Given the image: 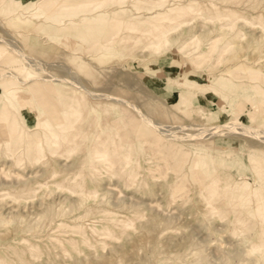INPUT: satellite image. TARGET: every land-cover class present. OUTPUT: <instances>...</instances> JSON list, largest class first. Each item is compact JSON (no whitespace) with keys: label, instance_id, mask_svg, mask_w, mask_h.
Masks as SVG:
<instances>
[{"label":"rangeland","instance_id":"rangeland-1","mask_svg":"<svg viewBox=\"0 0 264 264\" xmlns=\"http://www.w3.org/2000/svg\"><path fill=\"white\" fill-rule=\"evenodd\" d=\"M0 37V264H264V0H0Z\"/></svg>","mask_w":264,"mask_h":264},{"label":"bare ground","instance_id":"bare-ground-1","mask_svg":"<svg viewBox=\"0 0 264 264\" xmlns=\"http://www.w3.org/2000/svg\"><path fill=\"white\" fill-rule=\"evenodd\" d=\"M200 1V0H199ZM183 3V2H182ZM173 5H170V7L174 10V9H176L175 7H177L178 5L177 4H179V2L178 3H172ZM171 8H169L170 10H172ZM191 9H192V7H191ZM193 10H195L196 11V9H193ZM79 18V17H78ZM87 20H89V18L88 17H85V18H83L82 20H80L81 22H85V21H87ZM184 20V19H183ZM181 22V21H180ZM162 25V24H161ZM178 25H180V24H178ZM166 28V27H165ZM165 28H162L164 31H163V35L164 34H166V33H169V32H171L173 29H174V27H170L171 29H169L168 28V30L169 31H165ZM5 32H7V31H5ZM3 33H4V31H3ZM161 33V32H160ZM7 34H9V33H7ZM162 34V33H161ZM1 38V37H0ZM14 44V43H13ZM107 64V63H106ZM118 67V66H117ZM109 68V67H108ZM7 74V73H6ZM88 94H90V93H88ZM103 95V94H102ZM102 95H100V96H96V94H95V97L94 98H92V100L93 101H99V99H102V98H100V97H103ZM48 96V95H47ZM51 96V95H50ZM90 96H93V95H90ZM104 98L105 99H107V100H109V99H111V96L110 95H104ZM50 99V98H49ZM75 101H77V102H79L78 100H75ZM50 105H52V104H50ZM81 105V104H80ZM84 105H86V104H84ZM49 106V105H48ZM61 106V105H60ZM82 106V105H81ZM50 107V106H49ZM86 107V106H85ZM86 109V108H85ZM65 110V109H64ZM87 110H88V108H87ZM72 111V110H71ZM73 116V115H72ZM92 123H94V122H92ZM70 132V131H69ZM64 134H66V133H64ZM78 137V136H77ZM65 139V138H64ZM153 153V152H152ZM160 154V153H159ZM152 156V155H151ZM162 156V155H161ZM149 169V168H148ZM162 173V172H161ZM174 190V189H173ZM175 191V190H174ZM175 193V192H174ZM244 218V217H243ZM243 220V219H242ZM256 224V223H255ZM253 226H255V225H253ZM252 226V227H253ZM258 230V229H257ZM263 248V247H262ZM253 249V248H252ZM251 250V249H250ZM220 252V251H219ZM251 252H253V251H251ZM222 253V252H221ZM247 253H250V252H247ZM263 254H264V252H263ZM262 254V255H263ZM222 256V255H221ZM224 256V255H223ZM222 256V257H223ZM264 259V258H263ZM260 264H261V262H260Z\"/></svg>","mask_w":264,"mask_h":264}]
</instances>
